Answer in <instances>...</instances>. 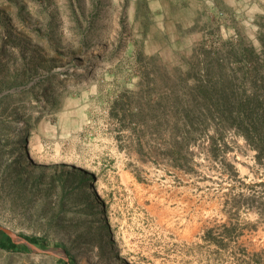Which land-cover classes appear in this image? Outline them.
<instances>
[{
    "label": "rangeland",
    "instance_id": "rangeland-1",
    "mask_svg": "<svg viewBox=\"0 0 264 264\" xmlns=\"http://www.w3.org/2000/svg\"><path fill=\"white\" fill-rule=\"evenodd\" d=\"M0 226L38 249L0 264H264V0H0Z\"/></svg>",
    "mask_w": 264,
    "mask_h": 264
},
{
    "label": "water",
    "instance_id": "water-1",
    "mask_svg": "<svg viewBox=\"0 0 264 264\" xmlns=\"http://www.w3.org/2000/svg\"><path fill=\"white\" fill-rule=\"evenodd\" d=\"M0 230L4 231L12 239V241L22 243V244H26V245L30 246L33 250H38L37 247L33 243L28 241L26 238L16 234L12 230L4 228L2 226H0Z\"/></svg>",
    "mask_w": 264,
    "mask_h": 264
},
{
    "label": "trees",
    "instance_id": "trees-1",
    "mask_svg": "<svg viewBox=\"0 0 264 264\" xmlns=\"http://www.w3.org/2000/svg\"><path fill=\"white\" fill-rule=\"evenodd\" d=\"M6 234V233H5ZM6 239L5 240H1L0 239V248H4V249H11V250H17V244H15L12 239L6 234ZM31 242L35 243L36 240L35 239H30Z\"/></svg>",
    "mask_w": 264,
    "mask_h": 264
}]
</instances>
